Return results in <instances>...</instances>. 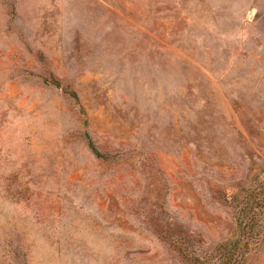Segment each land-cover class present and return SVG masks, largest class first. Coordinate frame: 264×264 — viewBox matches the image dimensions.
<instances>
[{
  "label": "rangeland",
  "instance_id": "rangeland-1",
  "mask_svg": "<svg viewBox=\"0 0 264 264\" xmlns=\"http://www.w3.org/2000/svg\"><path fill=\"white\" fill-rule=\"evenodd\" d=\"M250 218L264 0H0V264H190Z\"/></svg>",
  "mask_w": 264,
  "mask_h": 264
},
{
  "label": "trees",
  "instance_id": "trees-1",
  "mask_svg": "<svg viewBox=\"0 0 264 264\" xmlns=\"http://www.w3.org/2000/svg\"><path fill=\"white\" fill-rule=\"evenodd\" d=\"M249 205V202L246 203L247 207ZM253 224L254 218L247 220L244 225L242 220L229 239L207 251L196 252L185 243L177 244V249L190 264H245L255 242L264 236V222L258 230L254 229Z\"/></svg>",
  "mask_w": 264,
  "mask_h": 264
}]
</instances>
